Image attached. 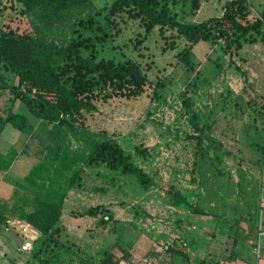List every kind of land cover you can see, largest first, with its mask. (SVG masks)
Masks as SVG:
<instances>
[{
    "label": "rangeland",
    "instance_id": "1",
    "mask_svg": "<svg viewBox=\"0 0 264 264\" xmlns=\"http://www.w3.org/2000/svg\"><path fill=\"white\" fill-rule=\"evenodd\" d=\"M111 1L93 0L87 7L72 10L62 23L42 27V32L47 40L63 44L75 38L74 30L78 29L83 37L95 42L96 59L136 61L148 77L144 92L136 97L98 99L94 108L82 110L76 121L68 119L60 124L36 118L7 90H0V110L10 107L25 114L33 125L29 135L11 127L1 135L0 148L6 150L13 145L17 151L9 169L0 171V203L9 206L16 197L30 199L44 192L58 197L67 189L71 171L63 170L47 149L54 145L58 130L62 129V150L76 160L74 170L79 174L80 185L75 187L78 192L86 191L78 197L79 202L70 206L74 208L63 216V223L87 205L110 204L115 210L113 220L105 227H86L84 236L103 241L107 255L114 250L112 255L118 264H133L128 256L135 248L129 245V233L124 231L128 225L143 231L145 224L160 218L179 228L193 212L195 198L208 184L212 205L205 202L207 208L217 210L215 203H219L218 208L224 207L216 200V193L226 192L225 177L230 166L236 169L239 180L232 181L231 194L241 196V188L247 186L240 179L241 166L247 165L245 156L258 155L256 150L250 151L247 141L251 138L254 143L259 142L264 134V24L258 31H251L239 48L233 45L231 54L225 51L222 38L209 39L196 43L185 61L178 55L186 44L183 37L176 38V46L171 49L165 42L170 39V31H165L166 37L157 27L146 33L138 19H128L123 14L116 16V23L108 24L104 6ZM228 1L200 0L199 8L192 11L189 0H180L170 8L178 20L198 23L213 15L220 16ZM245 1L253 20L264 8V0ZM19 10L16 0H0V30L11 27L19 33L31 32L38 26L32 15ZM88 16L96 20L93 29H81L77 25L79 20ZM82 52L89 55L85 49ZM107 138L116 141L128 160L151 177L152 185L142 187L133 175L124 174L120 167L112 168L105 161L87 162L91 144ZM248 185L251 191L256 189L255 185ZM169 188L178 190L190 206L170 202L166 196ZM244 195L247 197L248 193ZM231 203L234 206L229 204L227 208L237 210V203ZM120 217L132 219L122 221ZM238 218L242 219L235 220ZM6 222L20 229L17 216L9 214ZM0 236L9 252L19 245L14 232L1 230ZM38 240H34L30 252L38 248ZM61 240L65 241L62 235ZM65 242L70 247V241ZM163 246L156 243L152 252L160 253ZM230 246L221 251L223 260L231 256ZM137 247H145V243ZM168 247L167 250L171 245ZM1 259H7L6 254Z\"/></svg>",
    "mask_w": 264,
    "mask_h": 264
},
{
    "label": "trees",
    "instance_id": "2",
    "mask_svg": "<svg viewBox=\"0 0 264 264\" xmlns=\"http://www.w3.org/2000/svg\"><path fill=\"white\" fill-rule=\"evenodd\" d=\"M16 1L20 4V13L32 15L38 26L31 32L19 33L11 27L0 30V90H7L12 99L19 100L33 116L51 123L61 124L68 119L74 122L82 116V110L93 109L98 99L136 97L144 92L148 77L136 61L96 59L95 42L83 37L78 29L74 30L76 37L63 44L44 36L42 27L62 23L72 10L87 7L93 0ZM178 1L112 0L104 6L107 10L104 18L108 24H113L116 16L123 14L128 19H138L146 33L157 27L166 37L165 31H170V39L165 42L171 49L176 46L175 39L183 37L186 44L178 55L185 61L196 43L209 39L222 38L225 51L231 54L233 45L239 48L251 31H258L264 24V8L250 20L245 0L228 1L220 16H211L198 23L180 21L170 8ZM189 2L192 11L200 6V0ZM95 23V18L88 16L79 20L77 25L92 30ZM83 49L89 51V55H84ZM7 128L26 135L33 131L27 116L10 107L0 110V144L3 143L1 135ZM64 134L59 129L54 145L47 149L59 160L63 170L71 171L67 189L58 197L44 192L30 199L16 197L9 206L0 203V229L12 214L18 217L20 228L34 229L39 233L40 244L32 252L33 259L25 264H52L59 250L70 248L61 240L65 228L60 218L67 190L79 186L80 182L79 174L74 170L76 160L62 150ZM16 151L13 145L6 150L0 148V171L9 169ZM86 160L88 163L102 160L112 168L120 167L122 173L133 175L144 188L153 184L151 177L130 162L119 144L110 138L93 142ZM166 196L176 206H190L187 198L174 188H169ZM193 211L199 209L194 206ZM78 215H99L98 224L102 226L114 216L103 205L88 207ZM168 251L175 250L171 247Z\"/></svg>",
    "mask_w": 264,
    "mask_h": 264
},
{
    "label": "crops",
    "instance_id": "3",
    "mask_svg": "<svg viewBox=\"0 0 264 264\" xmlns=\"http://www.w3.org/2000/svg\"><path fill=\"white\" fill-rule=\"evenodd\" d=\"M247 142L250 145V151L256 150L258 155L251 156V158L248 155L245 156L247 165L241 166L240 179L244 180L247 186L245 187L246 190L241 188V196L231 194L233 192L232 181L235 180L238 183L239 180L234 173L236 169L230 166V168L228 167V177H225V185L228 186L226 192L218 191L216 193V200L220 202L221 206L223 204L226 207L225 209L224 207H221L223 210L218 208L219 203H215L217 210L207 208V206L212 205L209 200L212 189L211 184H208L205 190H202L201 194L195 198L194 205L199 211L190 212L188 220L183 221L179 228H174L170 222L167 224L165 221L160 226L151 229H148L147 224H145L147 228L143 231H135L132 225H128L129 228H125L124 231L129 233V245L133 249L135 248L134 252L129 251L128 257L131 263L264 264V204L262 203L264 199V134L259 142L254 143L251 138ZM248 184L255 185L256 189L251 191ZM78 189V187H72L67 190L60 218L65 228L63 237L65 241H70V248L59 250L58 256L54 258L55 261L52 264H88L89 262H92V264H118L116 257L112 255L114 250L105 255L106 246L103 241L88 239L84 236L86 227H90V225L95 227L98 224L99 215L89 216L78 215L77 213L71 216L70 220H66L67 223H63V216H66L68 210L74 208L71 207L72 209H70V206L79 202L81 199L78 197L80 195L84 196L86 192L83 190L78 192ZM244 193H248V196L245 197ZM232 201L237 203L235 204L237 210L227 208L229 204H232ZM205 202L208 203L207 206ZM96 205H103L111 212L115 211L110 204L98 202L83 207L79 213ZM233 206L234 204H232ZM237 217L242 219L238 218L236 221L235 218ZM131 219L132 217H120L122 221ZM16 235L20 245L21 238L18 234ZM37 237H39V234ZM180 240L185 241L187 245L182 246ZM5 243L6 241L0 239V264H25L33 259L30 250H19L17 246L14 251L9 252L5 249ZM144 243L145 247H137ZM156 243L164 245L163 248L166 250L153 253L152 250ZM228 244L231 245V256L227 258L228 260H223L221 251L227 250ZM168 245H171L175 251H168ZM256 247L258 250H256ZM211 250L212 252H210ZM149 251L150 253H147ZM5 254L7 259H1ZM121 259L122 261L125 260ZM146 260L147 263L144 262ZM122 261H119V263Z\"/></svg>",
    "mask_w": 264,
    "mask_h": 264
},
{
    "label": "built area",
    "instance_id": "4",
    "mask_svg": "<svg viewBox=\"0 0 264 264\" xmlns=\"http://www.w3.org/2000/svg\"><path fill=\"white\" fill-rule=\"evenodd\" d=\"M262 203L264 204V199L262 200ZM164 221L160 218H153L151 221L148 222L147 227L148 229H151L153 227L160 226ZM4 231H11L16 234H18L21 238V243L18 245L19 250L23 251H29L33 249V243L34 240L36 239L37 235L39 234L37 230L30 229V228H20V229H15L9 222H6L4 225H2V229ZM26 232H32L34 235L32 236H27ZM180 243L182 246H186V242L183 240H180ZM256 250L258 248L256 247ZM147 263V260L144 261ZM134 264V262H132Z\"/></svg>",
    "mask_w": 264,
    "mask_h": 264
}]
</instances>
